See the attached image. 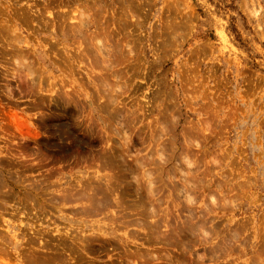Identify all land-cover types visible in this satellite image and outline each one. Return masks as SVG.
I'll return each mask as SVG.
<instances>
[{
  "label": "rangeland",
  "instance_id": "1",
  "mask_svg": "<svg viewBox=\"0 0 264 264\" xmlns=\"http://www.w3.org/2000/svg\"><path fill=\"white\" fill-rule=\"evenodd\" d=\"M0 264H264V0H0Z\"/></svg>",
  "mask_w": 264,
  "mask_h": 264
},
{
  "label": "bare ground",
  "instance_id": "2",
  "mask_svg": "<svg viewBox=\"0 0 264 264\" xmlns=\"http://www.w3.org/2000/svg\"><path fill=\"white\" fill-rule=\"evenodd\" d=\"M101 55H102V54H101ZM103 56H104V55H103ZM111 71H112V70H111ZM113 76H114V75H113ZM111 90H112V89H111ZM114 92H115V91H114ZM114 92H113V93H114ZM110 99H111V98H110ZM124 115H125V114H124ZM116 122H117V121H116ZM126 135H127V134H126ZM160 137H161V136H160ZM128 138H129V137H128ZM123 139H124V137H123ZM125 140H126V139H125ZM125 140H124V141H125ZM126 141H127V140H126ZM126 141H125V142H126ZM126 143H127V142H126ZM129 144H130V142H129ZM129 144H128V145H129ZM123 145H124V144H123ZM124 146H125V145H124ZM113 157H114V156H113ZM135 161H136V160H135ZM137 161H138V160H137ZM111 163H113V162H111ZM140 163H141V161H140ZM138 165H139V164H138ZM141 168H142V167H141ZM107 170H108V169H107ZM146 172H147V171H146ZM148 172H149V171H148ZM150 174H151V173H150ZM113 175H114V174H113ZM146 176H147V175H146ZM99 178H100V177H99ZM150 178H151V177H149L148 179H150ZM154 178H155V177H154ZM151 180H152V179H151ZM95 181H97V180H95ZM152 181H153V180H152ZM152 181L150 182V180H149V183H150V185H149L150 187H149V188H150V189H151L152 185H154V184H152V183H154V182H152ZM182 181H183V180H182ZM136 182H137V180H136ZM147 182H148V181H147ZM151 184H152V185H151ZM185 184H186V183H185ZM97 186H98V185H97ZM137 186H138V185H137ZM155 186H156V185H155ZM101 187H102V186H101ZM96 188H97V187H96ZM153 189H154V188H153ZM118 190H119V189H118ZM181 190H182V189H181ZM183 190H184V189H183ZM186 190H187V189H186ZM92 191H93V190H92ZM151 191H152V190H151ZM100 195H101V194H100ZM68 196H69V195H68ZM95 196H97V195H95ZM95 196L91 195V196L88 197L89 200L91 201L90 204L95 203V202H93V201L96 199ZM80 197H81V196H80ZM101 197H102V196H101ZM150 197H151V196H150ZM115 198H116V197H115ZM61 201H62V200H61ZM58 202H59V201H58ZM81 202H82V200H81ZM86 202H88V201H86ZM92 202H93V203H92ZM97 202H98V201H97ZM107 202H108V201H107ZM115 202H116V201H115ZM118 202H119V201H118ZM100 203H101V201H100ZM87 204H88V203H87ZM90 204H89V205H90ZM98 204H99V202H98ZM98 204H97V205H98ZM93 205H94V204H93ZM115 205H118V207H119V204H115ZM101 206H102V205H101ZM104 206H105V203H104L103 207H104ZM107 206H108V205H107ZM92 207H93V206H92ZM99 207H100V206H99ZM105 207H106V206H105ZM84 208H85V207H84ZM87 208H88V207H87ZM107 208H108V207H107ZM110 208H111V207H110ZM94 209H95V208H94ZM97 209H98V208H97ZM111 209H112V208H111ZM131 209H132V208H131ZM103 210H104V209H103ZM106 210H107V209H106ZM152 210H153V208H152ZM85 211H86V210H85ZM107 211H108V210H107ZM86 212H87V211H86ZM101 212H103V211H101ZM149 212H150V210H149ZM153 212H154V211H153ZM155 212H156V211H155ZM88 213H89V212H88ZM116 213H118V212H116ZM124 213H125V212H124ZM136 214H137V213H136ZM144 215H145V214H144ZM148 215H149V214H148ZM123 219H124V218H123ZM154 219H155V218H154ZM119 220H120V219H119ZM148 220H149V219H148ZM142 221H143V220H142ZM142 221H141V222H142ZM139 222H140V220L138 221V223H139ZM154 222H155V221H154ZM136 223H137V222H136ZM139 224H140V223H139ZM156 224H157V223H156ZM127 225H128V224H127ZM135 225H138V224H135ZM141 225H142V224H141ZM141 225H140V226H141ZM142 226H143V225H142ZM138 227H139V226H138ZM162 227H163V226H162ZM155 229H156V228H155ZM163 229H164V228H163ZM159 236H160V235H159ZM156 239H157V238H156ZM158 239H159V238H158ZM160 239H161V238H160ZM226 239H227V238H226ZM148 254H149V253H148ZM152 255H154V254L152 253ZM150 256H151V255H150ZM154 256H155V255H154Z\"/></svg>",
  "mask_w": 264,
  "mask_h": 264
}]
</instances>
